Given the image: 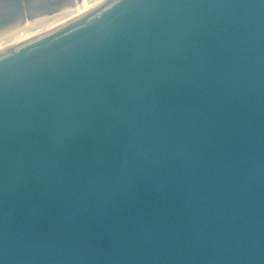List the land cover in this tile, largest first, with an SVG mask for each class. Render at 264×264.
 Wrapping results in <instances>:
<instances>
[{"label":"water","instance_id":"obj_1","mask_svg":"<svg viewBox=\"0 0 264 264\" xmlns=\"http://www.w3.org/2000/svg\"><path fill=\"white\" fill-rule=\"evenodd\" d=\"M73 3L0 0V31ZM0 264H264V0H99L0 45Z\"/></svg>","mask_w":264,"mask_h":264},{"label":"bare ground","instance_id":"obj_2","mask_svg":"<svg viewBox=\"0 0 264 264\" xmlns=\"http://www.w3.org/2000/svg\"><path fill=\"white\" fill-rule=\"evenodd\" d=\"M99 0H80L72 5H65L58 12L50 16L37 15L32 20H25L24 23H17L7 29L0 31V45L14 41L59 21L79 14L98 2Z\"/></svg>","mask_w":264,"mask_h":264},{"label":"rangeland","instance_id":"obj_3","mask_svg":"<svg viewBox=\"0 0 264 264\" xmlns=\"http://www.w3.org/2000/svg\"><path fill=\"white\" fill-rule=\"evenodd\" d=\"M75 2L77 3V1H76V0H74V3H75ZM74 3H73V4H74Z\"/></svg>","mask_w":264,"mask_h":264}]
</instances>
